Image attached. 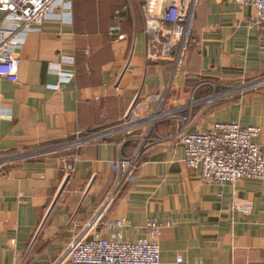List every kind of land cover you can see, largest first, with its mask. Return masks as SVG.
Masks as SVG:
<instances>
[{"label":"crops","instance_id":"0c3cea01","mask_svg":"<svg viewBox=\"0 0 264 264\" xmlns=\"http://www.w3.org/2000/svg\"><path fill=\"white\" fill-rule=\"evenodd\" d=\"M145 2L72 0L70 22L59 7L22 32L19 79L0 77V155H22L0 170V264H56L101 210L127 220L131 241L159 221L160 264H264V181L206 182L184 163L178 136L186 122L199 132L237 122L259 126L264 149V85L236 91L264 77V22L235 0H194L177 69L172 58L148 55ZM18 22L0 11V27ZM114 24L124 39L110 34ZM64 55L74 57L75 78L51 89L59 78L50 65ZM159 110L167 115L146 121ZM128 114L143 124L78 149L63 185L66 153L43 151L121 125ZM144 141L135 178L117 188L114 162Z\"/></svg>","mask_w":264,"mask_h":264},{"label":"built area","instance_id":"2783aa9c","mask_svg":"<svg viewBox=\"0 0 264 264\" xmlns=\"http://www.w3.org/2000/svg\"><path fill=\"white\" fill-rule=\"evenodd\" d=\"M72 0H0V11L19 18V22L11 26L0 27V77L10 81H18L21 58L16 49L21 44V34L28 28L41 27L59 7L69 8ZM236 2L255 8L254 23L264 22V0H235ZM182 15L177 19L176 45L171 46V38L162 28L153 33V22L167 23L151 10V0H146L143 11L146 18L147 52L151 57L174 58L176 68L183 65L185 50L191 38V22L194 14V0H188ZM63 13V21H71L69 9ZM109 32L118 39H124L121 27L111 25ZM173 42V41H172ZM74 57L64 55L59 62L50 65L52 73L59 78L51 89H58L61 84L69 83L75 78ZM264 85V77L247 82L236 88L241 91ZM166 113L159 110L149 116L146 121L155 125ZM144 118L127 115L125 121L118 126L98 132L82 133L70 140L53 145L43 152L66 153L64 184H67L75 170L78 160L77 150L87 143L98 142L120 131H133ZM186 122L179 132V143L184 149V163L189 168L200 170L203 180L217 185L236 182L242 179L264 181V149L256 143L261 135L259 126H242L237 122H217L206 131H189ZM147 142V140H146ZM145 141L130 157H121L114 162V170L120 174L118 187L132 181L140 168ZM42 152V150L37 153ZM22 155L1 154L0 170L8 163ZM235 209L246 212L248 205H236ZM128 222L124 218L109 220L103 218V210L99 211L88 223L86 229L78 235L65 249L56 264H160V237L162 224L150 219L143 230V236L136 241L128 240L123 229ZM100 227V228H98ZM98 228V229H97Z\"/></svg>","mask_w":264,"mask_h":264},{"label":"bare ground","instance_id":"6f19581e","mask_svg":"<svg viewBox=\"0 0 264 264\" xmlns=\"http://www.w3.org/2000/svg\"><path fill=\"white\" fill-rule=\"evenodd\" d=\"M188 0H185V5ZM151 10L160 19H166L167 23L163 21L160 24L158 21L153 22V33L156 35L158 28H162L168 33L171 38V46L173 48L176 45L177 19L182 15L184 9V0H151ZM173 41V42H172Z\"/></svg>","mask_w":264,"mask_h":264},{"label":"rangeland","instance_id":"374dc122","mask_svg":"<svg viewBox=\"0 0 264 264\" xmlns=\"http://www.w3.org/2000/svg\"><path fill=\"white\" fill-rule=\"evenodd\" d=\"M172 59H174V58H172ZM248 82H250V81H248ZM247 83V82H246ZM240 87V86H239ZM236 88H238V87H236ZM242 91V90H241Z\"/></svg>","mask_w":264,"mask_h":264}]
</instances>
